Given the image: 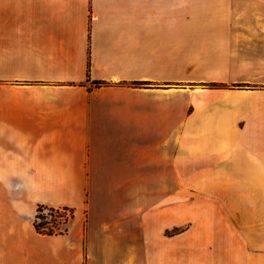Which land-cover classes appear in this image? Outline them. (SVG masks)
Masks as SVG:
<instances>
[{
    "label": "crops",
    "instance_id": "obj_1",
    "mask_svg": "<svg viewBox=\"0 0 264 264\" xmlns=\"http://www.w3.org/2000/svg\"><path fill=\"white\" fill-rule=\"evenodd\" d=\"M177 176L200 241L264 254V0H0V264H174Z\"/></svg>",
    "mask_w": 264,
    "mask_h": 264
},
{
    "label": "rangeland",
    "instance_id": "obj_2",
    "mask_svg": "<svg viewBox=\"0 0 264 264\" xmlns=\"http://www.w3.org/2000/svg\"><path fill=\"white\" fill-rule=\"evenodd\" d=\"M247 21L248 20L244 18L235 19L236 24L240 25L250 24V22ZM183 69L184 67H176L177 79L185 78ZM189 84L190 83L180 81L171 83L170 88L183 90L188 88ZM226 86L227 85L220 83L204 84L205 88L210 89L225 88ZM235 86L238 87V85H234V87ZM138 87L143 89L169 88L166 86V83L161 82L138 83ZM179 110L180 109L177 108V115H180ZM177 136L182 137V130L177 129ZM182 148L181 145H177L176 147L177 160L182 158ZM176 187L175 209L170 210L169 214L167 210L165 214L163 213L166 222L170 219V224H166L160 237L156 239L159 244L169 249L170 252L175 251L174 264H264V254L261 248L256 247L254 248L255 251H251L246 243H236V249L240 251L235 252V256L233 257L227 254L226 249L230 244L228 242L200 241L199 238L204 232L202 230L203 226L200 219V210L195 209L193 204L190 203V199L194 201L198 198V194L185 192V179L182 176H177ZM154 213V210H145V216ZM210 232L215 234L216 231L213 230Z\"/></svg>",
    "mask_w": 264,
    "mask_h": 264
},
{
    "label": "trees",
    "instance_id": "obj_3",
    "mask_svg": "<svg viewBox=\"0 0 264 264\" xmlns=\"http://www.w3.org/2000/svg\"><path fill=\"white\" fill-rule=\"evenodd\" d=\"M238 87H242V85H238ZM67 209V208H65ZM48 211L51 213H56L58 210L55 208H49L46 206H39L37 209V214L35 216L34 219V226L35 229L37 231V233L41 234V235H45V236H57V235H64L67 233L68 228L67 226L58 229V230H54L49 226V222L46 220V216L44 215V213ZM74 214L72 216V220L74 218ZM57 221V219H54V224H56L55 222Z\"/></svg>",
    "mask_w": 264,
    "mask_h": 264
},
{
    "label": "built area",
    "instance_id": "obj_4",
    "mask_svg": "<svg viewBox=\"0 0 264 264\" xmlns=\"http://www.w3.org/2000/svg\"><path fill=\"white\" fill-rule=\"evenodd\" d=\"M57 210L58 211L56 213H51L48 211L44 213V215L46 216V220L50 223L49 226L54 230L61 229L65 226H67L68 228L69 223L72 221L74 211L68 208ZM54 219H57V221L55 222L56 224H54Z\"/></svg>",
    "mask_w": 264,
    "mask_h": 264
}]
</instances>
